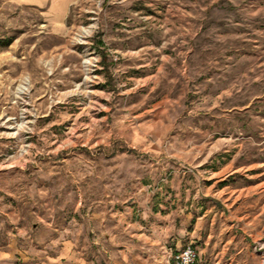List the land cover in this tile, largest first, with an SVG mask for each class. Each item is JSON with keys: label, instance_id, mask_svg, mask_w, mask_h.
Returning a JSON list of instances; mask_svg holds the SVG:
<instances>
[{"label": "rangeland", "instance_id": "1", "mask_svg": "<svg viewBox=\"0 0 264 264\" xmlns=\"http://www.w3.org/2000/svg\"><path fill=\"white\" fill-rule=\"evenodd\" d=\"M188 245L264 264V0H0V264Z\"/></svg>", "mask_w": 264, "mask_h": 264}, {"label": "built area", "instance_id": "2", "mask_svg": "<svg viewBox=\"0 0 264 264\" xmlns=\"http://www.w3.org/2000/svg\"><path fill=\"white\" fill-rule=\"evenodd\" d=\"M170 257L173 260L171 264H197L199 261V253L192 245L176 251L170 249Z\"/></svg>", "mask_w": 264, "mask_h": 264}, {"label": "crops", "instance_id": "3", "mask_svg": "<svg viewBox=\"0 0 264 264\" xmlns=\"http://www.w3.org/2000/svg\"><path fill=\"white\" fill-rule=\"evenodd\" d=\"M177 247V246H176ZM182 247H178L177 249L180 250ZM4 256H6V254H0V258H4Z\"/></svg>", "mask_w": 264, "mask_h": 264}]
</instances>
